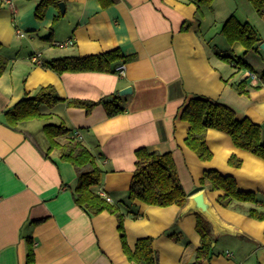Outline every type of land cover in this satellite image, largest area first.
Returning a JSON list of instances; mask_svg holds the SVG:
<instances>
[{"label": "crops", "instance_id": "1", "mask_svg": "<svg viewBox=\"0 0 264 264\" xmlns=\"http://www.w3.org/2000/svg\"><path fill=\"white\" fill-rule=\"evenodd\" d=\"M114 1L107 7L100 0L64 1L66 12L55 22L62 14L57 6H49L39 19L35 9L40 0H0V54L8 61L0 76V264H27L29 237L35 264H141L124 253L116 215L103 211L90 216L77 205L73 164L61 160L58 150L46 158L31 139L3 122L5 110L47 85L65 100L89 101L112 100L132 87L130 94L120 95L124 110L115 116L103 104L89 113L67 103L42 108L53 112V121L63 119L75 129L97 155L104 169L99 192L111 202L127 200L138 148L172 152L188 202L158 206L135 201L130 208L140 215L129 213L124 222L132 248L138 238L151 236L159 264H193L200 245V213L217 238L202 264H264V220L248 214L254 205L224 207L217 202L223 191L200 189L204 170L216 168L232 174L240 188L255 191L264 202V159L212 128L207 137L214 156L202 161L186 147L188 123L177 117L197 95L225 103L238 117L248 116L264 128V15L249 0H214L211 9L201 10L192 0ZM232 15L255 26L261 37L256 49L220 38ZM18 31L28 34L20 37ZM70 39L74 45H57ZM117 48L130 57L124 76L115 70L118 65L109 72L58 73L31 59L37 52L44 62ZM223 55L240 57L247 65L238 66ZM249 71L259 78H251ZM31 122L24 129L35 136L28 128ZM233 154L242 159L240 167L230 165ZM200 191L210 204L206 214L194 206Z\"/></svg>", "mask_w": 264, "mask_h": 264}, {"label": "trees", "instance_id": "2", "mask_svg": "<svg viewBox=\"0 0 264 264\" xmlns=\"http://www.w3.org/2000/svg\"><path fill=\"white\" fill-rule=\"evenodd\" d=\"M67 0H40L35 9L36 18L42 19L47 8L51 5L59 7V2ZM104 7L115 3L114 0H100ZM198 9L202 7L212 8L214 0H192ZM258 15H264V0H249ZM60 8V7H59ZM60 14L55 22L62 18ZM221 33L228 43L240 42L247 50L256 49L261 41L255 26L250 22H241L236 16H230L221 28ZM2 44L0 43V49ZM238 66L247 65L240 57L222 56ZM129 56H125L120 49H113L100 54L85 56L72 55L44 60L42 65L58 73L73 71H113L114 67L128 62ZM7 59L0 54V76L7 67ZM264 77V74H263ZM244 82L239 84L241 93L246 92ZM121 96L116 95L112 100L89 101L81 99L65 100L56 91L53 85L41 87L34 95L26 96L16 102L13 107L3 113V122L12 128L22 132L39 148L46 158L52 159V152L59 151L60 159L73 164L77 172V184L72 193L75 202L90 216L108 211L118 218V228L124 253L130 261L141 264H159L157 251L153 246V237L144 236L137 239L134 248L128 242L125 218L131 213L134 217L140 214L130 208L135 201H141L147 205L170 206L177 204L185 206L188 202V194L183 188L178 176L176 162L172 152H159L147 147L136 150L135 169L132 182L128 190L127 200L114 203L99 192L102 183L104 169L98 163L97 155L89 149L77 134V131L66 124L62 119L59 122L52 120L54 114L51 111H43V107L52 109L58 104L67 103L70 106L84 107L89 113L98 104H103L109 116H115L124 108L121 105ZM177 117L188 123V130L184 143L186 147L195 152L202 161H210L214 154L208 144V131L215 128L227 132L238 148L252 152L264 159V128L254 122L248 116L238 117L236 111L229 105L217 102L209 97L192 96L178 111ZM33 120H43V131L47 136L48 145L43 147L32 132L24 129L27 123ZM230 165L240 167L242 159L235 154L229 158ZM208 188L211 191H223L217 197L219 205L228 207L235 203L250 202L254 206L249 207L248 214L255 219L264 220V202L258 193L252 190H243L232 174L222 173L216 168L204 170L200 178V189ZM128 205V210L122 208ZM196 228L200 234V245L195 254L193 264H202L211 257L213 243L216 237L212 225L203 215L197 214ZM170 235H173L171 233ZM178 238V237H177ZM27 264H35L36 252L33 239L29 237Z\"/></svg>", "mask_w": 264, "mask_h": 264}, {"label": "water", "instance_id": "3", "mask_svg": "<svg viewBox=\"0 0 264 264\" xmlns=\"http://www.w3.org/2000/svg\"><path fill=\"white\" fill-rule=\"evenodd\" d=\"M59 7L60 10L62 12V14H64L66 12V4L64 3V1L59 2ZM260 48L264 50V41L260 44ZM132 92V87L131 86H127L123 89H121L119 91L120 95H127L130 94ZM193 201L195 203V207L203 213H208L209 209H210V204L209 202L206 200L205 198V193L203 191H200L198 193H196L193 197ZM200 214V213H199ZM202 215V214H201Z\"/></svg>", "mask_w": 264, "mask_h": 264}, {"label": "built area", "instance_id": "4", "mask_svg": "<svg viewBox=\"0 0 264 264\" xmlns=\"http://www.w3.org/2000/svg\"><path fill=\"white\" fill-rule=\"evenodd\" d=\"M8 1H10V0H8ZM18 35H19L20 37H24V36H25V32H23V31H18ZM73 43H74V40L70 39V40H67V41H64V42H60V43H58L57 45H58V46L74 45ZM41 57H42V53H41V52H37V53H34V54L31 56V59H32L33 61H35V62H38V63L42 64V59H41ZM115 70L118 72V74H119L120 76H124V75H126V70H127V65H126V63H121V64H119V65L116 67ZM249 75H250V77L253 78V79H258V78H259V77H258V74H257L256 72H254V71H249ZM228 255H232V253H228Z\"/></svg>", "mask_w": 264, "mask_h": 264}, {"label": "rangeland", "instance_id": "5", "mask_svg": "<svg viewBox=\"0 0 264 264\" xmlns=\"http://www.w3.org/2000/svg\"><path fill=\"white\" fill-rule=\"evenodd\" d=\"M25 34L27 36L28 33ZM220 38H222L223 40H227L224 35H221ZM43 123V120H34L28 125V128L33 130V133L40 142V144L46 148L48 145V140L46 134L43 131Z\"/></svg>", "mask_w": 264, "mask_h": 264}]
</instances>
